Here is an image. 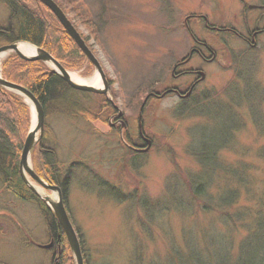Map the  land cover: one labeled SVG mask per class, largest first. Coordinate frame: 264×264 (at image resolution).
<instances>
[{
    "label": "rangeland",
    "instance_id": "rangeland-1",
    "mask_svg": "<svg viewBox=\"0 0 264 264\" xmlns=\"http://www.w3.org/2000/svg\"><path fill=\"white\" fill-rule=\"evenodd\" d=\"M56 1L98 59L108 82L102 95L114 106L109 116L98 93H70L80 109L44 111V144L59 181L69 174L63 201L84 264H246L250 230L249 261L263 263L264 32L251 46L196 16L249 37L248 30L264 28V0ZM8 17L0 0V26ZM196 43L214 52L211 62L187 65L204 75L202 84L185 100L153 99L186 85L189 77H173L172 69ZM65 69L100 80L86 56ZM17 95L32 124L30 104ZM98 111L106 115L94 120ZM138 130L151 142L139 154L126 144H141ZM34 156L29 152L33 170ZM24 178L36 192L57 196L25 171ZM44 218L37 203L16 197L0 178V264H53L60 246Z\"/></svg>",
    "mask_w": 264,
    "mask_h": 264
},
{
    "label": "trees",
    "instance_id": "trees-1",
    "mask_svg": "<svg viewBox=\"0 0 264 264\" xmlns=\"http://www.w3.org/2000/svg\"><path fill=\"white\" fill-rule=\"evenodd\" d=\"M54 1L60 6L56 0ZM2 2L9 9V17L6 23L0 26V44L16 41L28 42L36 48L47 51L64 68L75 67L79 59L85 58V55L64 30L55 15L39 0H2ZM60 9H62L61 6ZM1 64V77L27 89L38 100L45 112L49 106L61 108L66 113L75 112L81 106L73 96H70V93H89L71 88L64 82L59 73L54 72L52 68L47 67L45 62L40 60H25L17 56L16 53H11ZM94 95L98 98L104 97L105 110L103 113L112 115L114 106L111 102L102 94ZM99 110H102V106L99 107ZM81 111L85 113V108ZM100 111L98 114L96 113L94 120L106 115L101 114ZM29 124V108L25 102L20 99L19 95L0 87V178L4 187L16 197L25 201H34L39 205V209L46 217L44 219L47 222L50 237L60 246V251L57 257H53L52 263L75 264L65 234L53 212L21 178L18 168L19 159L21 146H23L31 126ZM43 134L40 140L33 145L31 151L35 153L34 170L49 183L58 185L64 198L69 174L65 175L62 181L56 177L58 171L57 167L54 166L55 156L53 151L45 146ZM261 224L263 223L261 222ZM255 239V232L250 230L248 238L243 240L246 264H252L249 261L252 256L249 250ZM262 239L263 237L260 235V243H263L264 239ZM259 254L260 257H263L264 247L260 249ZM258 264H264V262Z\"/></svg>",
    "mask_w": 264,
    "mask_h": 264
},
{
    "label": "water",
    "instance_id": "water-1",
    "mask_svg": "<svg viewBox=\"0 0 264 264\" xmlns=\"http://www.w3.org/2000/svg\"><path fill=\"white\" fill-rule=\"evenodd\" d=\"M41 3L44 4V6H46L56 17V19H58V21L60 22V24L62 25V27L64 28V30L68 33V35L72 38V40H74V42L76 43V45L79 47V50L82 51V53L87 57V59L92 63V65L95 67V70L97 71L98 75L100 76V80L102 82V87L100 88H96L92 85H86V84H80V83H76L74 81H72L70 79L69 76V72L56 60L54 59V57L49 54L47 51L40 49V48H36V53L34 55H27L25 54L18 46L19 42H12L9 44H4L2 46H0V53L2 52H6V51H10V53H16L17 56H19L20 58H23L25 60H30V61H34V60H40L42 62H45L47 64V61H50L54 64L56 69H53L54 72L59 73V75L62 77V79L64 80V82H66L71 88L75 89V90H79V91H85V92H92V93H98V94H106L107 90H108V82L107 80H105V75L104 72L98 61V59L95 57V55L92 53V51L89 49V47L86 45L85 41L83 40V38L81 37V35L79 34V32L76 30V28L73 26L72 22L67 19L68 17L66 16V14L63 12L62 9H60V6L54 1V0H39ZM250 8H255L257 7L256 5H250ZM201 78H204V75L201 74ZM0 87L5 88L7 90L13 91L17 94H24L25 96H27L31 102L33 103L34 106V120L32 122L31 127L25 137V140L23 142V146L22 150H21V155H20V159H19V169H20V174H21V178H23L24 181V171L30 176V178H32L34 181H36L37 183H39L40 185H42V188L45 187L49 190H54L57 192V201L55 203H50L51 204V210L54 214V217L57 219L59 225L61 226L65 237L67 239V242L70 246L69 249H71L75 263L76 264H83V257H82V253H81V246H80V242L79 239L77 238L76 235V231L74 230V227L70 221V219L68 218V214L66 212L65 206H64V201H63V197H62V193L60 188L57 185H52V184H47L46 182L43 181V179L38 176L34 170L32 169L31 166H29L28 164V156H29V152L31 151V149L34 147L33 145H35L39 140L40 137H42L43 131H44V110L43 107L41 106V104H39L38 100L32 95L30 94L29 91H27V89H25L24 87L12 83L10 81H7L6 79L2 78L0 76ZM146 99V98H145ZM145 100H143L141 106H140V113H141V109L144 107V102ZM121 115V114H120ZM140 115V114H139ZM138 123H139V128L141 127L140 125V120H141V115L138 117ZM32 127H34V131L32 130ZM35 132H38L39 135L37 138H35L34 134ZM146 141V148H144L145 150L148 149L151 145V142L148 139H145ZM31 189H33L35 192L36 190L34 188L31 187ZM38 193V192H36ZM44 200V198L42 199ZM45 202V201H44ZM52 243H49L47 245H45V248H48L51 246Z\"/></svg>",
    "mask_w": 264,
    "mask_h": 264
},
{
    "label": "flooded vegetation",
    "instance_id": "flooded-vegetation-1",
    "mask_svg": "<svg viewBox=\"0 0 264 264\" xmlns=\"http://www.w3.org/2000/svg\"><path fill=\"white\" fill-rule=\"evenodd\" d=\"M196 18H201L204 21L203 22L204 26L211 31H215L214 33L220 34L218 32L222 31L223 33L236 34V36L239 39L250 44L251 46L255 45V37L264 32V28H260V29L258 28V29H255V31L248 30L249 37L247 35L243 36L242 34L235 32V30H232L231 28H228V27L220 28V27H215L213 25H210L209 23H207V20L204 16H200V17L196 16ZM197 44L198 43L192 46L189 49L188 54H186V56L181 57V59L173 65V69H172L173 77H176V78L181 77V76L189 77V81L185 83L186 85H183L181 87L172 86V87L167 88L163 92H158V93L154 92L155 95L154 96L152 95L153 99L154 98L158 99L166 95H173V96H179L182 98V100L183 99L185 100L189 96L192 95V93L196 90L198 85L202 84L203 80L198 77L200 75L199 73L200 70L197 68H191L190 66H187V65H189L194 58H199L205 62H211L212 61L211 59H214V52L205 44H202V43L200 45H197ZM210 52L213 53L212 58H209L207 56V54ZM145 137L147 136L145 135L144 132L142 133L138 132L136 138L141 141V144L136 143V142H134L133 144H129V147L131 148L132 152L134 153L136 152L137 154L146 152V151H143V148L145 146L144 144Z\"/></svg>",
    "mask_w": 264,
    "mask_h": 264
},
{
    "label": "bare ground",
    "instance_id": "bare-ground-1",
    "mask_svg": "<svg viewBox=\"0 0 264 264\" xmlns=\"http://www.w3.org/2000/svg\"><path fill=\"white\" fill-rule=\"evenodd\" d=\"M18 46L27 55H31L32 56V55H34L36 53V47H34L32 44H29V43H26V42H19ZM9 52L10 51H6L5 53L4 52L0 53V63H1V60L7 54H9ZM47 62H48V64H50V66H52V67H54V69H56L52 62H50V61H47ZM69 76H70V79L72 81L76 82V83L92 85V86H94L96 88H100L101 89V83H100V80H99L97 74L94 77L88 78V79L80 78V77H78L75 74L70 73V72H69ZM20 95H22L24 97L25 101L28 104H30V106H31V108H32V110L34 112V106H33V103L31 102V100L27 96H25L24 94H20ZM33 128L34 127H32V130L34 131ZM34 136H35V138H37L38 137V132H35ZM28 164L30 165L29 161H28ZM37 192H39L41 194V196H43V198H45L51 204L55 203L57 201V198L55 196L54 197H50L48 194H46L45 192H41L38 189H37Z\"/></svg>",
    "mask_w": 264,
    "mask_h": 264
}]
</instances>
